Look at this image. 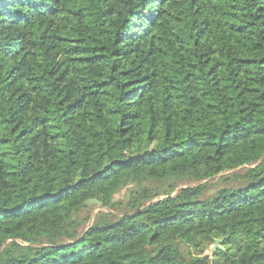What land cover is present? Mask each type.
<instances>
[{
    "label": "trees",
    "instance_id": "16d2710c",
    "mask_svg": "<svg viewBox=\"0 0 264 264\" xmlns=\"http://www.w3.org/2000/svg\"><path fill=\"white\" fill-rule=\"evenodd\" d=\"M0 264H264V0H0Z\"/></svg>",
    "mask_w": 264,
    "mask_h": 264
},
{
    "label": "rangeland",
    "instance_id": "374dc122",
    "mask_svg": "<svg viewBox=\"0 0 264 264\" xmlns=\"http://www.w3.org/2000/svg\"><path fill=\"white\" fill-rule=\"evenodd\" d=\"M245 168H240L236 171L233 172H225L223 174H221L220 176L215 177L214 179L208 181L209 185H210V189L209 191L206 193L207 196H210L212 194H214L216 192L217 189H220L221 187H229L232 185V182L230 180H223L224 177H229L231 176L233 173H242ZM237 183V182H236ZM195 183H181L178 185L177 189L183 188L185 186H195ZM153 189L163 192L164 189L160 186V185H152L151 186ZM128 190L129 187L124 188L123 190H121L120 192H118L114 197H113V201L122 204L123 207H119L116 208L114 210H112V213L115 214H121L122 212H126V208L124 207V204L127 201V194H128ZM174 193H172L173 195ZM166 197V195H158V197L154 198L151 202H154L158 199H162ZM109 212V210H106L105 208H103L102 206H100L99 204L95 203V202H90L88 203V206L86 209H84L81 213L80 216L82 219H87V221L85 222V224L83 226H81L78 229V232L81 233L84 230H86L94 221V219L101 213H107ZM111 212V211H110ZM219 246V245H218ZM214 247L213 245H206L204 246V244L201 245V248L199 247L197 250H195L194 248H191V253L193 257H198L201 258L203 256H208V257H212L213 253L215 252L212 251ZM201 249V252H200Z\"/></svg>",
    "mask_w": 264,
    "mask_h": 264
},
{
    "label": "water",
    "instance_id": "95a60500",
    "mask_svg": "<svg viewBox=\"0 0 264 264\" xmlns=\"http://www.w3.org/2000/svg\"><path fill=\"white\" fill-rule=\"evenodd\" d=\"M221 242V240H216L215 242H214V247H213V249H212V251H214L215 249H217V248H219V243Z\"/></svg>",
    "mask_w": 264,
    "mask_h": 264
}]
</instances>
